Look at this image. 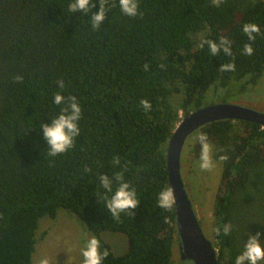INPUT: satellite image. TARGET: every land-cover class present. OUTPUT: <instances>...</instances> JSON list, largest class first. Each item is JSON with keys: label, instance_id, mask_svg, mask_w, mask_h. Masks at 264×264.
Listing matches in <instances>:
<instances>
[{"label": "trees", "instance_id": "16d2710c", "mask_svg": "<svg viewBox=\"0 0 264 264\" xmlns=\"http://www.w3.org/2000/svg\"><path fill=\"white\" fill-rule=\"evenodd\" d=\"M71 3L0 0V264H35L39 222L56 218L61 208L82 219L101 253L108 252L102 264H186L176 205L158 206L159 192L171 188L167 144L183 115L206 105L212 86L245 78L254 83L264 74V0L218 6L213 0H138L135 17L108 0L96 29L91 16L99 0L87 12H71ZM248 23L260 28L255 40L242 30ZM205 40L219 46L216 55L208 44L200 47ZM246 44L252 55L244 53ZM224 64L235 69L222 71ZM57 93L65 98L60 105ZM174 94H182L178 108ZM73 96L81 107L80 134L67 152L49 156L41 125H50ZM201 134L216 158L227 157L220 159L212 238L220 264H235L251 235L261 233L264 245V127L233 119L207 123L198 151ZM118 173L139 204L134 215L124 212L117 220L102 202L111 193L100 177L107 175L115 191ZM225 225L231 226L227 235ZM105 231L125 234L128 251L117 255Z\"/></svg>", "mask_w": 264, "mask_h": 264}, {"label": "clouds", "instance_id": "9594fccd", "mask_svg": "<svg viewBox=\"0 0 264 264\" xmlns=\"http://www.w3.org/2000/svg\"><path fill=\"white\" fill-rule=\"evenodd\" d=\"M100 10L91 16L93 29L99 28L101 23L106 18V5L108 0H99ZM121 12L130 17H135L138 14V0H118ZM221 0H213L215 5H219ZM92 4V0H72L69 8L71 12H87L89 10V5ZM94 7V5H92ZM243 32L247 35L249 40H255L256 33L260 32L258 25L254 23H248L243 26ZM208 44L212 55H216L219 51V46L216 45L212 40L202 41L200 47L203 48L204 44ZM221 44L225 45L224 51L226 54L231 55V50L227 46L228 42L225 38H221ZM244 53L246 55L253 54V48L251 44H246L244 46ZM161 67H164L161 65ZM145 70H148V65L144 66ZM234 64H224L221 68L222 71L234 70ZM18 81H22V77L17 76ZM60 87H64L63 80L58 82ZM54 102L60 105L65 102V98L57 93L54 97ZM141 106L145 111H149L152 107L151 103L144 99L141 100ZM81 118V107L78 104L76 97H70L67 106L61 111V113L53 118V122L49 124H42L41 128L43 130V135L47 140L50 148L48 155L55 157L59 154L65 153L74 146V139L80 134V128L78 126V121ZM199 142L201 145V156H200V167L202 169H210L212 164V159L210 156V145L208 143V138L206 134H201L199 137ZM221 160L227 159L225 156L220 157ZM103 189L108 193H111L110 198H103L102 202H106V207L110 211L111 215L115 219L120 218V214L124 212H132L138 204L137 194L134 188L130 186L129 183L124 182L123 174L118 173L116 179L118 181V187L113 191V182L107 175H102L100 177ZM158 206L170 210L174 203V190L172 188H166L161 190L158 194ZM231 229L230 225L224 226V234H229ZM219 233V229L216 230ZM261 233H256L251 235L244 245V250L235 259V264H260L264 261V245L261 244L260 240ZM83 264H102L104 258L107 257L108 252L100 251L99 240L93 236L88 239L86 247L82 251ZM39 264H49V261L44 258L39 261Z\"/></svg>", "mask_w": 264, "mask_h": 264}, {"label": "rangeland", "instance_id": "374dc122", "mask_svg": "<svg viewBox=\"0 0 264 264\" xmlns=\"http://www.w3.org/2000/svg\"><path fill=\"white\" fill-rule=\"evenodd\" d=\"M248 80L249 78L240 81L235 80L226 87H221L220 85L212 86L205 95V102L228 101L227 99L229 98L235 100L238 95L242 96V100L254 102L253 99L256 97H258V99L263 97L264 75L256 85L250 82L248 83ZM241 87L244 88L241 89ZM181 99L182 94H174L171 97V102L178 108L180 107ZM180 113L182 115V110ZM216 165L214 164L209 169L214 174L219 173L222 167L220 164ZM212 173L210 174L212 175ZM214 179H216V177H213L207 183L209 188L205 193L209 195V200H207L206 205L202 206L208 211V220L212 226L211 238L213 236V224L215 221L212 211L214 208L213 201L217 190L220 188L219 184L216 183ZM199 207L202 209L201 205ZM93 236H95L94 233L89 230L82 219L75 213L61 208L56 218H51L50 216L41 218L39 228L36 231L37 242L33 253V262L39 264L41 259L46 258L49 264H82V251L86 247L88 239ZM102 237L111 245L113 251L117 255L124 254L129 249L127 236L123 233L105 231L102 233Z\"/></svg>", "mask_w": 264, "mask_h": 264}, {"label": "water", "instance_id": "95a60500", "mask_svg": "<svg viewBox=\"0 0 264 264\" xmlns=\"http://www.w3.org/2000/svg\"><path fill=\"white\" fill-rule=\"evenodd\" d=\"M220 119L251 121L264 127V113L255 108L228 101L214 103L185 116L167 144L169 180L176 205L178 249L186 264H220L218 250L202 228L181 170V153L187 137L203 125Z\"/></svg>", "mask_w": 264, "mask_h": 264}, {"label": "flooded vegetation", "instance_id": "af4514ba", "mask_svg": "<svg viewBox=\"0 0 264 264\" xmlns=\"http://www.w3.org/2000/svg\"><path fill=\"white\" fill-rule=\"evenodd\" d=\"M262 76L257 81H254V83L252 84L256 85L259 82V80L262 78ZM248 83H249V80H248ZM242 88L244 87H241V89ZM241 97L242 96L238 95V97L235 98V100L234 99L232 100V98H229L227 100L228 102H231V103H237V104L250 106L264 113V96L259 99L258 97H256L255 99H253L254 102L242 100ZM220 102H226V101L209 102V103H206V105L220 103ZM184 118L185 117H183V119ZM199 134H200V128L195 130L185 140L183 148H182V153H181V170L183 174V179L186 184V188L188 189L189 196L192 200L193 207L199 217L202 228L204 232L207 234V236L213 241V238H211V232H212L211 227L212 226L210 225L208 216H207L208 211H206V208L202 206L206 205L207 200H209V195H207L205 192L209 188L207 186V183L210 181V179H212L213 177H216V179L214 180L220 186L222 176H223L222 175L223 164L220 161V159L216 158L215 153H214V146L212 144H209L212 164L213 165L220 164V166L222 165V169L219 173L214 174L209 169L206 170L200 167L201 151L197 150V141H198ZM210 173H212V175ZM210 191H209V194H210ZM200 205L202 209H200L199 207Z\"/></svg>", "mask_w": 264, "mask_h": 264}]
</instances>
